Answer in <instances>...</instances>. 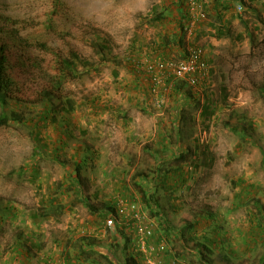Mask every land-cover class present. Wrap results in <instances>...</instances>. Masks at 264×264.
<instances>
[{
	"label": "rangeland",
	"instance_id": "1",
	"mask_svg": "<svg viewBox=\"0 0 264 264\" xmlns=\"http://www.w3.org/2000/svg\"><path fill=\"white\" fill-rule=\"evenodd\" d=\"M191 1L0 0V264H264V0ZM196 46L197 85L153 81Z\"/></svg>",
	"mask_w": 264,
	"mask_h": 264
},
{
	"label": "trees",
	"instance_id": "2",
	"mask_svg": "<svg viewBox=\"0 0 264 264\" xmlns=\"http://www.w3.org/2000/svg\"><path fill=\"white\" fill-rule=\"evenodd\" d=\"M241 2H243V0H241ZM228 1H222V11H226L229 9V6L227 5ZM9 36L13 37L14 39H17L19 41H21V38L19 37V33H14L13 31L11 32V34L9 33ZM174 38H177V35H173ZM174 38L172 39V41L174 42L175 45H177L178 43L175 42ZM10 48L8 45V42L5 41V39L2 37H0V105L2 107V110L0 112V126L2 125H7L11 122H20L23 118L21 116L20 113H17V111L11 110L10 112L5 110V105L7 104V98L9 97V81L7 79V69H8V63H9V52ZM77 55V54H74ZM76 57H74V59L72 58H65L63 59L62 62V72L61 75L59 76H55L54 78L55 80V85H62L66 79L68 78H72L75 79L77 78L78 74V66L76 63ZM47 99L48 101H52L54 98V94L52 92V90L50 91V89L47 91ZM70 105V110H74V104L73 101H69L68 103ZM180 105V104H178ZM47 110V109H46ZM47 112L49 113V111L47 110ZM182 157V154L180 155L179 158ZM81 169V166H79ZM79 172V170L77 171ZM76 172V178H78L79 180V174ZM76 180V179H75ZM81 185V184H80ZM141 193L143 194V197H147L148 199H151V197L149 196L150 193H148V190L146 189L145 186L141 185V189H140ZM82 201H83V205L90 210L93 213H99L101 210L98 209V207H96L93 203H91V201L88 198H84L83 196L81 197ZM149 206H151V203L149 202L148 204ZM104 209L107 211L108 214L110 213H115V207L113 205L110 206H106L104 207ZM153 210V209H152ZM152 213H154V211H151ZM83 240V244H85V246L83 248H85L86 246L88 247H92V243H90V239L88 237H85L82 239ZM83 246V245H82ZM84 252V251H83ZM133 261L135 262V260L133 259ZM129 262V261H127Z\"/></svg>",
	"mask_w": 264,
	"mask_h": 264
},
{
	"label": "built area",
	"instance_id": "3",
	"mask_svg": "<svg viewBox=\"0 0 264 264\" xmlns=\"http://www.w3.org/2000/svg\"><path fill=\"white\" fill-rule=\"evenodd\" d=\"M192 2L194 4H198L199 0H192L191 4ZM209 68V62L206 58L203 47L196 46L188 51V54L184 59L158 61L156 65H151L149 68H147V71L152 75V79L155 81V83L159 82V77L156 72L161 71L164 74L165 72H169L168 78L173 77L175 79H184L191 85H197L201 78H204L208 75ZM118 209L121 214L127 215V212L130 211L129 214H132L135 219L137 218L140 220L141 218V213L138 211L136 203H132L128 207L119 205ZM117 213L118 210L115 209V213H111L110 215H113L106 219L105 224L107 227H111L116 224ZM138 228L140 232L144 231V227L142 225H139Z\"/></svg>",
	"mask_w": 264,
	"mask_h": 264
},
{
	"label": "crops",
	"instance_id": "4",
	"mask_svg": "<svg viewBox=\"0 0 264 264\" xmlns=\"http://www.w3.org/2000/svg\"><path fill=\"white\" fill-rule=\"evenodd\" d=\"M177 46V45H176Z\"/></svg>",
	"mask_w": 264,
	"mask_h": 264
}]
</instances>
